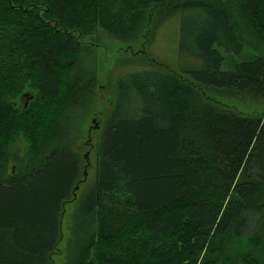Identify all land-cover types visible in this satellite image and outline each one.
<instances>
[{
    "label": "trees",
    "instance_id": "16d2710c",
    "mask_svg": "<svg viewBox=\"0 0 264 264\" xmlns=\"http://www.w3.org/2000/svg\"><path fill=\"white\" fill-rule=\"evenodd\" d=\"M171 1L0 0V69L24 61L35 78L38 95L24 106L25 121L35 125L33 156L47 148L34 166L10 167L3 146L19 120L7 102L15 81L0 77L8 138L0 141V264H51L61 242L63 208L83 167L58 119L80 90L65 78L76 39L93 26L132 29L150 7ZM184 7L204 14L182 36L181 50L201 62L187 72L194 82L264 95V0L238 2L237 29L224 8ZM239 27L259 48L225 71V54L241 57L247 49ZM153 73L132 76L143 82L140 114L119 105L99 136L97 183L84 201L96 218L94 264H264V123L231 111L197 115L183 100L190 86Z\"/></svg>",
    "mask_w": 264,
    "mask_h": 264
},
{
    "label": "rangeland",
    "instance_id": "374dc122",
    "mask_svg": "<svg viewBox=\"0 0 264 264\" xmlns=\"http://www.w3.org/2000/svg\"><path fill=\"white\" fill-rule=\"evenodd\" d=\"M187 1H198L212 7L224 8L229 13L233 26L238 28L237 4L242 0H172L150 7L143 20L132 29L118 33L93 26L86 36L76 39L79 46L76 45L77 53H72L69 58L71 67L66 69L65 78L66 82L73 79L80 90L78 89L75 94L77 96L75 105L66 113L59 115L58 119L62 120L61 124L68 134L66 136L69 140L68 146L79 153L83 167L81 184L63 208L62 239L52 256L51 264H82L84 260L86 264H94L96 218L93 211L86 210L84 201L95 191L99 136L108 116L119 105L130 115L140 114L143 101L139 92L142 94L140 87L143 82L141 80L134 82L132 77L134 74L143 71L155 72L154 77L174 74L184 86H190L192 92L188 96L185 95L183 100L192 103L194 113L197 115L206 109L231 111L264 123V95L255 92L237 93L201 85L188 75L187 72L199 68L201 62L197 56L181 50L182 36L184 34L187 37L191 27L199 22V19L193 18L202 15L203 19L204 14L198 11H185L184 4ZM183 24L186 25L184 30ZM237 32L241 34L247 49L241 57L225 54L226 59L222 66L225 71L234 70L236 62L248 57L249 49L259 48L254 35L241 27ZM41 48L43 45L38 42L33 45L36 52ZM50 60L49 58L44 62L48 63ZM21 74L23 77L18 78ZM0 77H6L7 85L11 79L15 81L14 85L8 86L11 97L7 102L19 119L11 128L12 133L8 137L10 140H7L5 125L0 123V141L3 139L1 141L3 143L7 140L3 147L9 155L10 167H14V171L19 167L30 168L44 157L47 149L41 148L33 156L31 146L34 142L35 125L34 121H25L24 106H32L38 95L35 78H30V71L24 61L16 67L1 68ZM28 96L30 99L34 96V99L29 101ZM27 100L29 105L26 104ZM1 116L0 113V119ZM187 134L188 132L185 133ZM44 145L47 146L46 143Z\"/></svg>",
    "mask_w": 264,
    "mask_h": 264
},
{
    "label": "water",
    "instance_id": "95a60500",
    "mask_svg": "<svg viewBox=\"0 0 264 264\" xmlns=\"http://www.w3.org/2000/svg\"><path fill=\"white\" fill-rule=\"evenodd\" d=\"M81 182L75 187L74 191H73V194L75 195V192L77 191V189L79 188Z\"/></svg>",
    "mask_w": 264,
    "mask_h": 264
}]
</instances>
